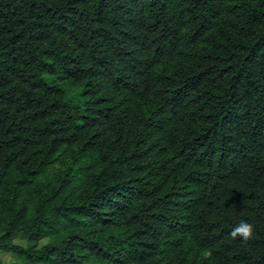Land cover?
I'll list each match as a JSON object with an SVG mask.
<instances>
[{
	"label": "trees",
	"instance_id": "trees-1",
	"mask_svg": "<svg viewBox=\"0 0 264 264\" xmlns=\"http://www.w3.org/2000/svg\"><path fill=\"white\" fill-rule=\"evenodd\" d=\"M0 253L264 264V0H0Z\"/></svg>",
	"mask_w": 264,
	"mask_h": 264
},
{
	"label": "clouds",
	"instance_id": "clouds-1",
	"mask_svg": "<svg viewBox=\"0 0 264 264\" xmlns=\"http://www.w3.org/2000/svg\"><path fill=\"white\" fill-rule=\"evenodd\" d=\"M253 225L246 222V221H240L237 226H235L232 231L230 232V237L235 239H241L244 242L250 241L253 237Z\"/></svg>",
	"mask_w": 264,
	"mask_h": 264
},
{
	"label": "rangeland",
	"instance_id": "rangeland-1",
	"mask_svg": "<svg viewBox=\"0 0 264 264\" xmlns=\"http://www.w3.org/2000/svg\"><path fill=\"white\" fill-rule=\"evenodd\" d=\"M16 241L18 243H24V241L21 238H17ZM0 261L3 264H28L25 259L15 256L13 254L0 253Z\"/></svg>",
	"mask_w": 264,
	"mask_h": 264
}]
</instances>
